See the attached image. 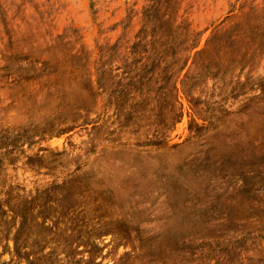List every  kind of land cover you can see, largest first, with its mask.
<instances>
[{"label":"rangeland","instance_id":"obj_1","mask_svg":"<svg viewBox=\"0 0 264 264\" xmlns=\"http://www.w3.org/2000/svg\"><path fill=\"white\" fill-rule=\"evenodd\" d=\"M0 264H264V0H0Z\"/></svg>","mask_w":264,"mask_h":264}]
</instances>
